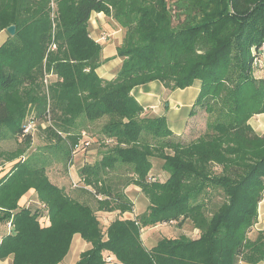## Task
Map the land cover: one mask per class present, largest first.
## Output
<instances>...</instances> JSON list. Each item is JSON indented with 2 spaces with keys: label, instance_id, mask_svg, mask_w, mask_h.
<instances>
[{
  "label": "trees",
  "instance_id": "obj_1",
  "mask_svg": "<svg viewBox=\"0 0 264 264\" xmlns=\"http://www.w3.org/2000/svg\"><path fill=\"white\" fill-rule=\"evenodd\" d=\"M92 13L124 29L116 48L122 63L112 80L96 72L102 45L89 33ZM11 25L14 35L0 45V133L7 129L30 144L25 126L38 121L53 130L52 139L65 135L72 148L81 136L78 117H106L101 133L116 145L81 168L82 182L92 189L96 210L129 211L132 202L105 181L115 165L127 166L135 177L124 186L139 187L148 205L138 217L103 228L92 207L69 198L28 157L0 178V224L12 227L1 237L0 260L59 264L79 234L90 248L76 264H105V251L120 264L264 262V238L247 236L264 193V134L249 125L264 114V75L253 64L264 42V0H0V32ZM154 81L166 93L199 81L190 114L207 113V134L184 144L164 116L145 117L131 91ZM153 158L162 161L164 182L150 175ZM29 190L42 211L18 206ZM212 191L223 200L207 216ZM43 216L48 226L40 223ZM186 221L199 230L197 239L142 245V228Z\"/></svg>",
  "mask_w": 264,
  "mask_h": 264
},
{
  "label": "rangeland",
  "instance_id": "obj_2",
  "mask_svg": "<svg viewBox=\"0 0 264 264\" xmlns=\"http://www.w3.org/2000/svg\"><path fill=\"white\" fill-rule=\"evenodd\" d=\"M98 16L99 18L90 17L91 21L95 22L94 26L96 24L99 25L101 21L104 22V20L105 21L107 20L106 17H104L101 14ZM91 21L89 20L90 23L89 26H93L91 24ZM111 22L112 24H115L113 20ZM89 26H88L89 31H91V28ZM114 26L118 27L116 24ZM122 33L123 34L120 33V36H122L123 38L124 29H122ZM115 34L117 36L118 32H116ZM111 35H112L111 28L106 27L104 31H102V34L100 36L102 38L98 40V42H100V44L102 42H107L108 40L111 39L110 37ZM49 50L55 51L56 46L51 45L49 47ZM107 61L108 60H105L103 59V57H101L99 66H102L103 69H107L108 67ZM46 75H51V74L48 73ZM46 78L47 79L45 78L43 79V86H42L43 87L42 89L43 90L45 89V91L47 90L49 85V82L47 80L51 79V77L46 76ZM196 111H198L197 115L193 119H191L190 124L186 126L187 128L186 131L183 132L182 135L176 136L177 140L181 141L184 144H188L190 142L197 140L198 138L202 137L205 133L207 134V132L209 131L207 129L209 116L202 108H198L196 109ZM32 114L33 113L30 112L29 115L26 117L25 121L28 120ZM145 115H146L145 117L154 116L149 113H146ZM106 122H107L106 117L95 119L92 121L86 120L84 117H78L76 119V127L74 128H75V132L81 134V136L80 139L76 142L75 146H73L72 148H70V144H68V142L66 141L65 135L61 134L62 135L61 140L52 139L53 130L52 129L44 130V125H42V123H39L38 121L34 124L33 130H28L27 132L24 131V134H29V136L31 135L30 144H26L24 138H18L17 135L14 134L12 135L9 130L3 129V132L0 133V178L3 177L6 173H8L12 169V167L19 161H24L28 157L33 158V161L36 162L38 168H40L42 172L45 173L46 176L48 175L49 172H52L53 174L57 175L60 178L59 179L60 181L56 180L57 182L55 183H57L60 188H63L64 193L69 198L79 201L81 203L88 204L90 207H92L93 210H95V215L101 221L100 218L101 216H98V214H96L97 200L92 195V189L83 184L79 173L81 168L85 164H93L94 162L99 160L104 153H107L116 145L115 142L112 144L110 143L111 140L108 139L105 140L103 138L101 129ZM249 125L251 126L255 134L260 136L263 135L264 114H259L251 117V119L249 120ZM101 138H103V140ZM68 150H70L69 155L67 154ZM69 156H71V159H69L70 158ZM151 163H152V168H151L152 170L150 171V175L152 174V176H154L156 180L160 182H164L166 178H163V175L159 171L162 166V165L160 166L162 161L160 159L153 158L151 160ZM212 169L215 173L221 172V167L217 165H214ZM131 177H135V176L131 173V171H129L127 166L115 165L112 171L111 170L108 171V174L105 176V181L107 184H109L108 186L111 188L110 190H112V192H114V190L119 191L124 193L125 196H130V199L132 201L135 199L134 200L135 204L134 203L132 204L135 207L136 204L138 205V202H140L139 198H141V200L143 201L146 200L147 202H148V198L143 193V191L134 184H129L127 186H124V184ZM29 191L32 192V190ZM30 192L27 195L28 197H25L22 200V197H24L27 194L25 193L19 199L18 206L20 208H28L31 211L38 210L40 212L41 211L40 205H42V208H44L45 205L38 200L36 193H30ZM135 194L137 196H135ZM209 195H210L209 201L207 202V206H206L207 216L210 215V213L214 211L216 207L219 205V203H221L223 200L222 197L220 196L222 194H219L218 192L212 191L209 193ZM96 196L98 199L104 198L99 194H97ZM133 196L135 198H133ZM127 199L129 198L127 197ZM133 206L132 209L129 211H124L121 213L120 210H115L114 212L111 211L113 212V214L112 213L111 214L112 216L114 215H116V217L119 216L117 218L120 219H125L124 218L125 215L126 217L132 216V219H134L139 215H137ZM257 212L258 215L256 222L252 226V228L250 229L247 235L248 238L251 240H255L257 236L258 237L261 236L262 238H264V230H262V228L264 229V223H263L264 219L262 218L261 220V217H259V206ZM1 213L2 212L0 209V214ZM106 222H108L107 218H106ZM161 227H163L164 229H162ZM161 227L158 229H154L153 226L144 227L140 230V235L146 232L150 233L151 236L155 237L154 240L160 239V237H164V236L167 238H178L179 236H186L191 239H197L200 235L199 230L194 229L190 221L184 222L181 226H179L176 222H171V224L163 225ZM9 230H12L11 224ZM162 232H164L165 234L164 236L162 235ZM105 261L109 262L108 259H105ZM239 262L242 261H238V263Z\"/></svg>",
  "mask_w": 264,
  "mask_h": 264
},
{
  "label": "crops",
  "instance_id": "obj_3",
  "mask_svg": "<svg viewBox=\"0 0 264 264\" xmlns=\"http://www.w3.org/2000/svg\"><path fill=\"white\" fill-rule=\"evenodd\" d=\"M100 14L103 15L104 17H106L107 20L106 21L104 20V22L101 21L99 25L96 24L94 26L95 22H92L91 18L92 17L99 18L98 15H100ZM91 18H90V21H91V24L93 26H89L91 28V31H89V33H90L91 37L93 39H95L96 41H98L102 38L100 36L102 34V31H104V29L106 27L111 28V32H112V35L110 36L111 39L108 40L107 42L101 43V45H102L101 57H103V59H105V60H108L107 61L108 62V67H107L108 70L103 69L102 66H99L97 68L96 72L101 79L112 80L115 78L118 70L120 69L121 63H122V60L120 58L116 57V48L122 42V36H120V33L123 34L122 29L120 27L118 28V27L114 26L115 24H112V22H111L112 19L110 17L105 16L103 13H93L91 15ZM89 25H90V23H89ZM116 32H118L117 36L115 34ZM8 37H9V33L6 30L1 31L0 32V45ZM256 75L257 76L264 75V70H258L256 72ZM199 88H200V82L195 81L193 83V85L190 87H187L185 89H176L174 91H169L168 93H166L163 85L159 82L154 81V82H150V83L145 84V85L135 87L131 91V95L143 107L145 112L152 114L154 116H164L166 118L167 124H168L170 130L172 131V133L175 136H180V135H182L183 132L186 131V129H187L186 126L188 124H190L191 119H193L197 115V112L199 111V110L196 111L193 115L190 114L191 108L195 102L197 95H198ZM161 165H162V163L160 164V166ZM159 171L163 175V178L168 177L166 172H164L162 169H160ZM47 177L51 181V183H53L54 185L59 187V185L57 183H55L60 179L57 175L53 174L52 172H49ZM29 192L24 197H22V200L25 197H28L27 195L29 194ZM30 193H35V192H33V190H32V192H30ZM135 196H137V195L135 194ZM126 197L129 198V200L132 202V204L134 203L135 199L132 201L130 199V196H126ZM133 198H135V197L133 196ZM139 199H140V202H138V205L136 204L135 207L133 206L137 215L144 213L146 208H147V205H148V202L146 200L143 201V200H141V198H139ZM143 199H144V197H143ZM40 206L42 209V205H40ZM258 206H259V217H261V220H262V218L264 219V194H263V198H262V200ZM96 212H97L96 214H98V216H101L100 217L101 221L99 220V218H97V219L99 220V222L101 223L103 228H106L110 222H112L113 220L117 219V217H119V216L116 217V215L112 216L114 211L113 212H106V211L96 210ZM107 214H108V216H107ZM106 218H107L108 222H106ZM124 218L125 219H132V216L126 217V215H125ZM39 221L43 226L49 225V220H48L47 216L41 217L39 219ZM263 223H264V220H263ZM163 225H166V224H162L159 226L157 225V226H154L153 228L158 229ZM161 228L164 229L163 227H161ZM262 230H264V229L262 228ZM8 231H10V230L7 227V224H0V240H1V237L3 235H5ZM162 235L163 236L165 235L164 232H162ZM140 238H141L143 246L146 249H151L163 237H160V239L154 240L155 237L151 236L150 233L146 232V233H142L140 235ZM89 248H90V244L87 243L85 240H83L79 234H75L72 238V241H71L67 255L65 256L63 261L60 262L59 264H76V262L79 259V255L83 251H85ZM103 256H104V259H108V261H109V262H106L105 264H120L112 254H110L106 251L103 253ZM0 264H12V255H9L8 257H6L3 260H0ZM237 264H245V263L239 262ZM259 264H264V262L259 263Z\"/></svg>",
  "mask_w": 264,
  "mask_h": 264
},
{
  "label": "built area",
  "instance_id": "obj_4",
  "mask_svg": "<svg viewBox=\"0 0 264 264\" xmlns=\"http://www.w3.org/2000/svg\"><path fill=\"white\" fill-rule=\"evenodd\" d=\"M254 67L257 69H264V42L259 48V55L253 61ZM34 123H27L25 126L24 131L27 132L28 130H33ZM10 228V223L7 225Z\"/></svg>",
  "mask_w": 264,
  "mask_h": 264
},
{
  "label": "water",
  "instance_id": "obj_5",
  "mask_svg": "<svg viewBox=\"0 0 264 264\" xmlns=\"http://www.w3.org/2000/svg\"><path fill=\"white\" fill-rule=\"evenodd\" d=\"M6 31L9 33L10 36L14 35L15 33V26L11 25L6 28Z\"/></svg>",
  "mask_w": 264,
  "mask_h": 264
}]
</instances>
